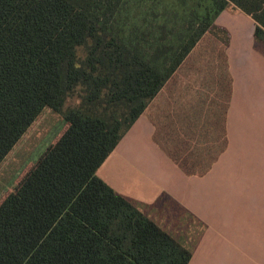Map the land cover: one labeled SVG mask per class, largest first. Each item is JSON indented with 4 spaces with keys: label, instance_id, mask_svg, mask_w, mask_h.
Returning a JSON list of instances; mask_svg holds the SVG:
<instances>
[{
    "label": "trees",
    "instance_id": "obj_1",
    "mask_svg": "<svg viewBox=\"0 0 264 264\" xmlns=\"http://www.w3.org/2000/svg\"><path fill=\"white\" fill-rule=\"evenodd\" d=\"M164 2L131 21L132 0H0V166L46 108L67 126L0 204V264H189L97 171L144 114L186 175L212 168L233 84L216 19L239 9L264 44V0Z\"/></svg>",
    "mask_w": 264,
    "mask_h": 264
},
{
    "label": "crops",
    "instance_id": "obj_2",
    "mask_svg": "<svg viewBox=\"0 0 264 264\" xmlns=\"http://www.w3.org/2000/svg\"><path fill=\"white\" fill-rule=\"evenodd\" d=\"M245 15L229 7L216 22L236 25L234 31L227 27L233 79L227 147L212 168L186 175L155 143V126L144 114L97 171L190 251L189 264H264V59L262 74L252 71L243 38L255 41L256 26Z\"/></svg>",
    "mask_w": 264,
    "mask_h": 264
},
{
    "label": "rangeland",
    "instance_id": "obj_3",
    "mask_svg": "<svg viewBox=\"0 0 264 264\" xmlns=\"http://www.w3.org/2000/svg\"><path fill=\"white\" fill-rule=\"evenodd\" d=\"M164 4L168 5L169 8H178L182 10L183 3L186 1L187 8H192L195 0H165ZM135 3L136 8L130 11L129 16L131 21H134V15H137L139 20L142 17V12L145 7L140 5V0H132ZM155 4V0H148V4ZM158 4V3H156ZM159 8H162L160 5ZM128 14V13H127ZM246 16V15H245ZM248 16V15H247ZM218 19V21H217ZM216 19V22L221 20L219 15ZM241 29L242 25L244 26V32L247 33L249 30V25L244 19H240ZM225 26H218L219 31H213L212 36L219 38L222 42L227 45V50L230 49L231 45V35L232 32H228L230 28L234 31L235 23L229 24V22H224ZM217 24V23H216ZM228 25V26H227ZM230 25V26H229ZM227 27H229L227 29ZM248 27V29H247ZM233 35L235 36L234 32ZM238 35V33H237ZM210 36L206 41L211 43L214 41V38ZM246 45L248 46V51L252 55L247 57L250 59L249 63L252 68V71H256L259 74H262V60L264 59V44L259 43L256 39L247 38L245 34L244 38ZM236 38H234L235 42ZM250 43L253 45V48L250 47ZM235 46V44L233 43ZM230 53V50H229ZM80 54L83 56L82 51ZM77 104V99H73L68 102L66 107L75 106ZM67 129L66 123L62 119V116L53 111L50 108H46L42 114L37 118V120L31 125L26 134L21 138V140L14 147L12 152L6 157L4 162L0 166V204L14 192L15 188L22 181V179L28 174V172L36 165V162L41 157V155L46 151V149L57 142V140L62 136V134ZM139 207V204H136Z\"/></svg>",
    "mask_w": 264,
    "mask_h": 264
}]
</instances>
